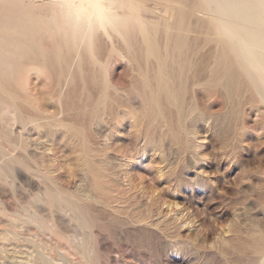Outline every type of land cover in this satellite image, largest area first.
Wrapping results in <instances>:
<instances>
[{"label":"rangeland","instance_id":"rangeland-1","mask_svg":"<svg viewBox=\"0 0 264 264\" xmlns=\"http://www.w3.org/2000/svg\"><path fill=\"white\" fill-rule=\"evenodd\" d=\"M203 14L183 41L159 24L151 60L135 32L96 50L28 20L32 41L3 32L24 51L0 68V264H264V101Z\"/></svg>","mask_w":264,"mask_h":264},{"label":"bare ground","instance_id":"bare-ground-1","mask_svg":"<svg viewBox=\"0 0 264 264\" xmlns=\"http://www.w3.org/2000/svg\"><path fill=\"white\" fill-rule=\"evenodd\" d=\"M149 1H152V0H48V2L45 3V5H47L48 9L51 11V14L50 16L45 17L36 12V9H35L36 7H33L32 5H28V4H31L30 1L27 4L26 0H0V14L1 12H3V10H6V9L12 10V9L19 8V7L21 11L24 12L25 14V17L20 19L22 21V27L20 25H19L20 27H15L14 22L7 21V20L4 21L2 24H0V37H1V40L4 41L5 45L7 46V48H5L4 44L0 43V56L3 57L4 53H6V58L5 57L3 58L4 61L3 63L0 64V68L2 66L4 67L7 66V67H10V69H12L13 62L11 61L10 58L14 56L21 57L24 51L23 50L21 53L17 51V48L16 50H14L15 48L13 45L15 44H13V42H11L10 39L8 38L10 35L9 36L7 35L8 37L2 36L4 35L3 32L8 31V30H14L16 32L22 33V35L25 32L27 36L26 38L29 37L30 39L31 32L34 30L27 25V22H26L27 20L35 26V29L39 30L40 29L39 27L41 28L44 27V30L46 29V31H50L52 29L54 30V32L55 31L58 32L59 35L62 33L63 34L62 38H64V40L69 37L70 41H74V44L71 42L72 45L75 47V43H76V47L80 50H81L80 45L82 44H85V46L88 47L89 49L97 46L98 43H95V41L97 37H99V35L105 36V38L109 37V39H113L114 37L116 38V36H118L120 37V39H124L126 41L127 39H129L130 33L135 32L138 34V36L135 35L136 39L140 37L139 39L140 43L142 42V44L145 47L144 48L145 56L148 59H150L151 57L156 56L155 55L156 48L158 46L156 38L159 34V27H160L159 24L161 23L164 24L163 32L165 33L166 41H169L171 39V36L176 37V40L183 41L182 38L188 37L190 35V32L193 31L192 30L193 25H191L192 23H190V25L189 23H187V17H193L197 19L202 14V12L205 11V14H208V16H210V20L208 21H210V24L214 25V27H212L214 28V33L213 34L212 32L211 33L209 32V33L215 36L217 35L216 37L217 41L223 44L224 48L228 51V53L233 58V61L239 66L240 71L245 75V77L249 80V82L256 89V91L258 93L264 91V0H153L154 3L161 4L163 7L162 8L163 13H160V15L158 13V15L154 16L153 18H151V16H148L147 14L149 12L152 15L155 11V7L153 6V4L151 6V3ZM157 9H159V7ZM200 12L201 14L199 15ZM157 17L158 19L160 18V20H158ZM9 22L12 26L11 25L9 26ZM197 23L198 22H196V24ZM65 26H67L68 28L65 29ZM194 31L196 30L194 29ZM16 40L19 41L18 39ZM76 41L78 42V44ZM29 43L25 41V43L23 44L26 46V48L29 49L27 50L28 52H30V50H33V48H37L35 44H33L34 46H32L30 45L31 43L30 44ZM122 43L124 42L122 41ZM109 44H114V43H109ZM116 44L118 43H115V46L118 47L119 45L117 46ZM181 45H183V43H181ZM78 49L76 52V56L80 55L79 54L80 51L78 52ZM94 49L96 50V48ZM111 49L109 50L110 52H111ZM114 50L112 49L113 52ZM119 52H117V54H119ZM120 54L122 55V52ZM123 54L126 55V53H123ZM131 57H129L130 60H131ZM93 59H95V56L94 58L92 57L91 60L93 61ZM156 59H159V58H156ZM145 60L147 61V59ZM99 61L101 60L99 59ZM160 61H157V62H160ZM160 63H161L160 65L158 64L159 70L158 72L156 71L157 74L155 73L153 76L154 78L156 77L155 79H157L159 86L163 82H166L164 71L161 68L162 61ZM104 64L102 65L104 66ZM100 65H101V62H100ZM3 69H4V72H3L4 77L8 78L9 70L5 68ZM151 77L152 76L149 73L148 74L145 73L143 75L144 84L149 83L151 80ZM3 82L0 81V95L3 94L5 97L7 96L12 97L13 93H10L11 90L9 91L8 89H6L5 86H8V85H4L5 83ZM152 93L154 92L152 91ZM5 97L4 99H7ZM262 99L264 101V98ZM7 101H10V100L7 99ZM17 109H20V108H17ZM16 115L17 114L13 116V119H16V118H19V120L24 119L23 121L24 123H27V121L30 122L32 118V117L23 118L20 115L19 116H16ZM22 116L24 115L22 114ZM39 119H40L39 117L37 118L33 117L31 121L34 120V123L35 122L37 123L39 122L38 121ZM2 170H3V167L0 166V174L2 173L1 172ZM81 217L79 221L83 219ZM83 224H85V222ZM71 243L73 244V241ZM69 247L71 246L69 245ZM84 249H86V247ZM72 251H74V249H72ZM39 260L41 261V259H38V261Z\"/></svg>","mask_w":264,"mask_h":264},{"label":"clouds","instance_id":"clouds-1","mask_svg":"<svg viewBox=\"0 0 264 264\" xmlns=\"http://www.w3.org/2000/svg\"><path fill=\"white\" fill-rule=\"evenodd\" d=\"M259 95H261V97L264 98V91L260 92Z\"/></svg>","mask_w":264,"mask_h":264}]
</instances>
